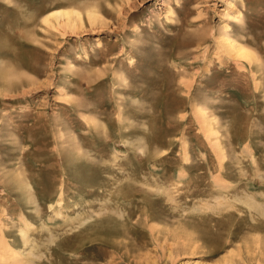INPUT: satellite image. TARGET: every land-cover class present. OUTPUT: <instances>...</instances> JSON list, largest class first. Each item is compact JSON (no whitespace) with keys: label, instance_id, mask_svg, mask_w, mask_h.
Listing matches in <instances>:
<instances>
[{"label":"rangeland","instance_id":"rangeland-1","mask_svg":"<svg viewBox=\"0 0 264 264\" xmlns=\"http://www.w3.org/2000/svg\"><path fill=\"white\" fill-rule=\"evenodd\" d=\"M11 263L264 264V0H0Z\"/></svg>","mask_w":264,"mask_h":264},{"label":"bare ground","instance_id":"bare-ground-1","mask_svg":"<svg viewBox=\"0 0 264 264\" xmlns=\"http://www.w3.org/2000/svg\"><path fill=\"white\" fill-rule=\"evenodd\" d=\"M53 15H57V16H65L66 19L69 21L71 20V12H67V11H60V10H56L55 13H53ZM91 21L92 23L96 21V19L98 18L96 15L92 14L91 15ZM230 45L231 47H233L234 49H236V52L240 53V54H245L247 53L246 49L243 48V46L239 45L238 43H236L234 40H232L230 42ZM59 201V200H58ZM54 204V203H53ZM57 210V209H56ZM57 212V211H56ZM83 219V218H82ZM85 221V220H84ZM20 234L22 236V239H23V242H24V245L27 244L30 240L28 239V234L25 232V230L21 229L20 230ZM54 237V236H53ZM29 240V241H28ZM31 242V241H30ZM29 242V243H30ZM53 242V241H52ZM26 246V245H25ZM11 252L14 254H11L9 257L11 256H15L17 257L18 253H20L19 251H17L16 249H14L12 246H9ZM22 250V249H21ZM31 252V251H30ZM16 254V255H15ZM26 256V255H25ZM25 259V258H24ZM19 260V259H18ZM16 261V260H15ZM22 261V260H21ZM12 264V263H11ZM13 264H16V263H13Z\"/></svg>","mask_w":264,"mask_h":264}]
</instances>
